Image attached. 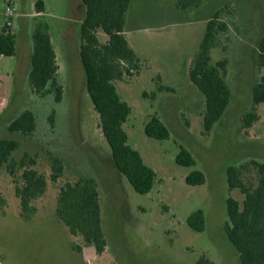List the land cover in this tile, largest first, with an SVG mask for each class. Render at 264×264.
<instances>
[{
	"label": "rangeland",
	"instance_id": "374dc122",
	"mask_svg": "<svg viewBox=\"0 0 264 264\" xmlns=\"http://www.w3.org/2000/svg\"><path fill=\"white\" fill-rule=\"evenodd\" d=\"M19 1L0 0V27L16 19ZM49 1L50 16L55 18L44 19L52 29V46L60 54L56 77L63 88L61 100L55 101L52 93L40 96L32 92L26 81L28 35L17 36L16 54H0V137L19 140L13 156L20 158L25 152L35 156L38 170L44 173L51 169L49 154L63 158L61 181L83 176L95 179L106 246L101 254L91 246L80 254L71 251V239L74 245L79 242L56 217L57 186L51 182L38 203L37 215L29 220L20 217L12 177L2 169L0 264H196L201 256L214 264H239L238 253L224 231L225 199L231 195L241 201L242 195L228 189L225 169L251 158L264 161V103L254 105L250 92L264 74V66H258L256 59L264 0H203L193 10L178 8L176 0H133L125 36L140 59L139 69L115 85L131 107L123 123L128 143L156 173L146 194L137 193L113 164L85 89L80 59L74 50L68 52L69 42L61 36L67 21L56 14L69 13L71 0ZM225 5L222 18L228 30L219 35L210 54L212 62L226 60L231 99L222 117L205 132L204 98L190 82L188 68L207 18ZM6 7L13 10L12 15L6 13ZM14 31L18 35L16 27ZM98 35L106 40L101 32ZM159 85L170 89L158 91ZM28 109L36 118L34 132L30 136L8 132V123ZM153 114L167 125L169 138L158 140L144 133V123ZM248 114L255 115L249 126L244 122ZM180 146L189 150L195 165L175 162ZM193 169L203 171V184L186 183L185 176ZM197 208L205 215L201 232L186 223Z\"/></svg>",
	"mask_w": 264,
	"mask_h": 264
},
{
	"label": "trees",
	"instance_id": "16d2710c",
	"mask_svg": "<svg viewBox=\"0 0 264 264\" xmlns=\"http://www.w3.org/2000/svg\"><path fill=\"white\" fill-rule=\"evenodd\" d=\"M84 15L79 26L78 55L85 74V89L94 110L99 117L101 133L109 145L111 158L117 170L123 174L133 189L140 194L148 193L156 181V173L145 163L141 154L128 143L123 128L131 112L130 105L119 95L115 81L125 75H132L139 69L140 59L125 36L127 13L133 0H81ZM203 0H176L182 10H193ZM226 5L216 9L205 24V30L188 68V78L203 95L204 109L202 127L208 132L224 114L230 99L231 89L226 81V60L211 61V49L218 45V37L228 30L222 18ZM35 8L43 11L42 0H36ZM263 30L256 42L257 64L264 66V7L261 14ZM106 36L101 41L99 33ZM0 54H16V37L5 25L0 30ZM58 65L45 23L36 25L32 32V51L28 83L33 93L54 95L60 101L62 85L57 81ZM169 90L159 85L158 91ZM251 100L254 105L264 103V74L251 86ZM255 120L254 114L244 119L247 126ZM36 128V118L31 110H24L7 125L10 133L30 136ZM143 131L154 139H167L170 131L155 114L145 121ZM19 140L0 137V170L5 169L12 177L13 192L19 200L20 217L29 220L36 214L38 203L46 195L49 183L57 186L54 211L78 240L73 245L91 246L101 254L106 239L101 226V210L97 182L90 176L76 180H62L63 158L49 154L50 172L38 170L35 156L25 152L20 158L13 156L19 148ZM175 162L190 167L195 161L188 149L179 147ZM247 173H251L250 176ZM229 190H237L241 201L228 195L225 199L227 221L225 234L238 253L239 264H264V161L248 159L230 164L225 169ZM185 181L191 185L205 182V174L199 169L191 170ZM3 198L0 197V205ZM186 223L194 231L205 229V215L201 208L192 211ZM196 264H214L201 256Z\"/></svg>",
	"mask_w": 264,
	"mask_h": 264
},
{
	"label": "crops",
	"instance_id": "0c3cea01",
	"mask_svg": "<svg viewBox=\"0 0 264 264\" xmlns=\"http://www.w3.org/2000/svg\"><path fill=\"white\" fill-rule=\"evenodd\" d=\"M35 2L36 0H20L19 5L17 7V11L15 12L16 19L13 20V18L10 21L9 29L15 34L16 41H17V36H23V33L26 32L28 35L27 38L29 39V48H30V53L28 56V61H29V69L28 73L30 70V56H31V51H32V32L35 28L36 25L45 23L48 27V33L50 36V42L53 44L52 41V36H51V26L49 25V21H46L44 18L46 17H52L55 18V15L50 16V9H51V3L49 0H42L44 9L43 11H37L35 8ZM70 12L69 13H63V14H56L57 17H59L60 20L67 21V25L64 27L62 30V38H64V41H68L69 43V51L74 50L76 53V56L79 57L78 55V46H79V26L82 21L83 15H84V6L81 2V0H71L70 1ZM15 11V10H14ZM40 17V18H39ZM39 18V19H38ZM43 19V22L41 21ZM23 23V25H22ZM26 24V25H25ZM14 25V26H13ZM24 26L23 28L20 29V27ZM14 27H16L18 31V35H16L14 31ZM2 29V26L0 27ZM24 29V30H23ZM77 29V31L75 30ZM68 46V45H67ZM53 47V46H52ZM54 50V48H53ZM55 52L56 56V62L58 65V70H59V58L60 54ZM17 63V61H16ZM26 81L28 82V74H27V79ZM43 206V205H42ZM40 211L39 209L36 212V215ZM57 217V216H56ZM69 231V230H68ZM72 238L76 237L72 234ZM77 242V241H76ZM85 246L80 245V250L77 251V254H80L81 250H85ZM96 256V255H95ZM94 256V257H95Z\"/></svg>",
	"mask_w": 264,
	"mask_h": 264
},
{
	"label": "built area",
	"instance_id": "2783aa9c",
	"mask_svg": "<svg viewBox=\"0 0 264 264\" xmlns=\"http://www.w3.org/2000/svg\"><path fill=\"white\" fill-rule=\"evenodd\" d=\"M6 13H7L8 15H12V14H13V10H12L11 8H9V7H6ZM6 24H7V25H10V22H6Z\"/></svg>",
	"mask_w": 264,
	"mask_h": 264
},
{
	"label": "flooded vegetation",
	"instance_id": "af4514ba",
	"mask_svg": "<svg viewBox=\"0 0 264 264\" xmlns=\"http://www.w3.org/2000/svg\"><path fill=\"white\" fill-rule=\"evenodd\" d=\"M54 212H55V211H54ZM65 226H66V225H65ZM73 241H74V240H73ZM73 241H72V239H71V241L69 242L70 247H71V251H73V252H75V254H77V251H78V250H76V249L74 248V246H73L74 244H72ZM74 243H75V241H74ZM93 249H94V248H93Z\"/></svg>",
	"mask_w": 264,
	"mask_h": 264
}]
</instances>
